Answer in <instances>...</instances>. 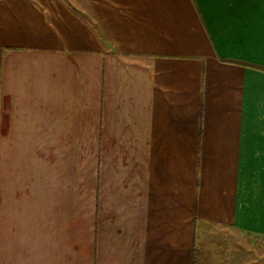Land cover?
<instances>
[{"label": "crops", "instance_id": "0c3cea01", "mask_svg": "<svg viewBox=\"0 0 264 264\" xmlns=\"http://www.w3.org/2000/svg\"><path fill=\"white\" fill-rule=\"evenodd\" d=\"M264 264V0H0V264Z\"/></svg>", "mask_w": 264, "mask_h": 264}, {"label": "trees", "instance_id": "16d2710c", "mask_svg": "<svg viewBox=\"0 0 264 264\" xmlns=\"http://www.w3.org/2000/svg\"><path fill=\"white\" fill-rule=\"evenodd\" d=\"M192 264H193V261H192Z\"/></svg>", "mask_w": 264, "mask_h": 264}]
</instances>
